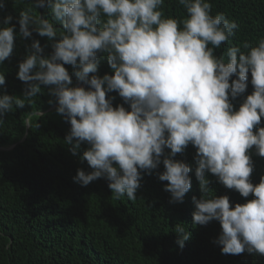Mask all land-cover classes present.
I'll use <instances>...</instances> for the list:
<instances>
[{
  "label": "clouds",
  "instance_id": "obj_1",
  "mask_svg": "<svg viewBox=\"0 0 264 264\" xmlns=\"http://www.w3.org/2000/svg\"><path fill=\"white\" fill-rule=\"evenodd\" d=\"M164 3L32 0L36 9L50 8L52 20L33 15L31 8L23 10L18 33L13 17L6 16L0 26V65L12 55L17 35L29 38L35 32L55 42L52 53L44 55L39 41H33L18 65L17 77L25 82L22 96L0 95V124L47 88L56 112L70 123L64 140L69 151L76 155L82 144L88 145L82 160L92 171L78 169L74 182L86 187L103 178L117 201L125 195L136 200L141 173L152 174L163 163L158 179L168 182L164 191L170 193L169 202L183 203L191 169L173 158L191 144L202 194L192 197L193 223L219 222L214 243L222 254L264 256V176L258 184L251 181V153L264 157V37L255 45L245 42L247 51L230 45L226 55L217 56L215 50L230 42L238 25L223 13L213 16L209 0H178L186 11L181 19L166 17ZM5 7L6 0H0V9ZM101 53L113 74L95 75ZM64 65H71L77 80L88 87H70L72 77ZM249 74L253 91L235 110L232 100L246 92ZM5 83L0 72V86ZM112 92L130 110L113 107L115 97L107 96ZM31 115L44 113L30 114L23 122L26 128L32 127ZM206 172L252 199L232 206L227 195L206 198L212 192ZM174 231L183 248L190 234L183 224Z\"/></svg>",
  "mask_w": 264,
  "mask_h": 264
},
{
  "label": "trees",
  "instance_id": "obj_2",
  "mask_svg": "<svg viewBox=\"0 0 264 264\" xmlns=\"http://www.w3.org/2000/svg\"><path fill=\"white\" fill-rule=\"evenodd\" d=\"M209 2L213 16L223 13L238 25L230 42L215 50L217 56L226 55L230 45L247 51L243 48L245 42L255 45L258 38L264 37V0ZM29 8L33 15L52 20L50 8L36 9L32 0H6V7L0 9V26L6 16H12L11 23L18 33L20 12ZM163 11L166 17L177 19L186 15L178 0H165ZM53 25L63 30L58 22L53 21ZM33 41H39L44 55L52 53L55 40L49 41L35 32L29 38L17 35L12 55L0 65L6 81L0 86V95L22 96L25 82L17 77L18 65ZM98 58L95 75L113 74L106 56L101 53ZM64 67L72 77L70 87H88L77 80L71 65ZM250 80L249 74L246 92L232 100L235 110L252 93ZM107 96L115 97L113 107L123 105L130 110L118 93ZM57 106L55 97L45 88L33 103L26 102L24 108L9 113L0 124V264H264V256L258 254H222L221 247L214 243L221 232L218 221L206 226L193 223L192 197L199 199L202 195L195 176V147L189 144L173 158L191 169V188L183 203L169 202L170 193L164 191L168 182L158 179V173L164 171L163 163L152 174L141 173L136 200L130 201L125 195L117 201L103 178L86 187L74 182L78 169L92 171L82 160L88 145L82 144L72 155L71 146L64 141L71 126L56 112ZM38 112L44 115H31L32 127L26 128L24 120ZM260 126L264 127V118ZM251 158V181L255 185L264 176V157L253 151ZM205 175L212 191L206 198L227 195L232 206L252 199L251 195L244 198L227 189L213 174ZM177 224H183L190 234L183 248L177 243Z\"/></svg>",
  "mask_w": 264,
  "mask_h": 264
},
{
  "label": "water",
  "instance_id": "obj_3",
  "mask_svg": "<svg viewBox=\"0 0 264 264\" xmlns=\"http://www.w3.org/2000/svg\"><path fill=\"white\" fill-rule=\"evenodd\" d=\"M14 145L10 146V147H7V148H12Z\"/></svg>",
  "mask_w": 264,
  "mask_h": 264
}]
</instances>
